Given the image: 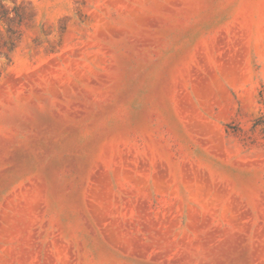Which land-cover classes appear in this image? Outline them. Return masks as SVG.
<instances>
[{
    "label": "rangeland",
    "instance_id": "rangeland-1",
    "mask_svg": "<svg viewBox=\"0 0 264 264\" xmlns=\"http://www.w3.org/2000/svg\"><path fill=\"white\" fill-rule=\"evenodd\" d=\"M0 264H264V0H0Z\"/></svg>",
    "mask_w": 264,
    "mask_h": 264
}]
</instances>
